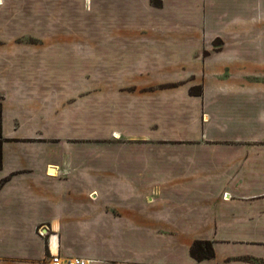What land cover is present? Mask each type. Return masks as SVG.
<instances>
[{"label":"crops","instance_id":"0c3cea01","mask_svg":"<svg viewBox=\"0 0 264 264\" xmlns=\"http://www.w3.org/2000/svg\"><path fill=\"white\" fill-rule=\"evenodd\" d=\"M0 107V264H264V0H0Z\"/></svg>","mask_w":264,"mask_h":264},{"label":"rangeland","instance_id":"374dc122","mask_svg":"<svg viewBox=\"0 0 264 264\" xmlns=\"http://www.w3.org/2000/svg\"><path fill=\"white\" fill-rule=\"evenodd\" d=\"M96 4L101 5V3H98L97 1H96ZM91 9H92V7H91ZM91 9L90 10L89 9H83L84 13H86L85 14L86 16L90 12H92V15L95 16L93 14V10H91ZM94 11L96 12V14H98L97 13L98 10H94ZM92 15L91 14L88 15V17H93ZM93 20L95 21V24H93L92 26H90V25L89 26H81V30L83 29L81 32L87 33L88 30L93 29V31L95 33L94 41H90V40L88 41L86 39H82V40H79L78 42L73 43V46L69 45L71 42H63L64 43V46H63L64 50H65V48H72L73 51H74L75 48L81 49V52L76 53V55L74 53L73 54L69 53L70 51H64L65 54L63 56V59L65 61H69V60L76 61V63L84 64V65H87L88 63L89 64L93 63L96 68L100 67L102 65V60H103V55H102L103 41L101 39V37H102L101 17L96 16V17H94ZM83 36H85V35H83ZM55 43L56 42H54V41H42V46H46L48 48V52H47L48 55H46L45 57H42V63H45L47 65H53L54 64L55 57H54V50L53 49H54V44ZM74 44H76L77 46H74ZM88 45H89V49L90 50L93 48L92 49L93 50L92 54H91V51H89V54L87 52ZM67 63H69V62H67ZM46 234L44 236H42V237H45Z\"/></svg>","mask_w":264,"mask_h":264},{"label":"trees","instance_id":"16d2710c","mask_svg":"<svg viewBox=\"0 0 264 264\" xmlns=\"http://www.w3.org/2000/svg\"><path fill=\"white\" fill-rule=\"evenodd\" d=\"M192 91L200 92V89L196 88V89H192ZM2 141L3 138L1 133V107H0V166L2 165V149H1ZM1 183L2 182L0 181V185ZM190 254L198 260L207 259L214 256V249L209 240H195L190 246Z\"/></svg>","mask_w":264,"mask_h":264},{"label":"built area","instance_id":"2783aa9c","mask_svg":"<svg viewBox=\"0 0 264 264\" xmlns=\"http://www.w3.org/2000/svg\"><path fill=\"white\" fill-rule=\"evenodd\" d=\"M226 194L224 196L226 197ZM49 227L47 225H40L36 227V234L44 236ZM43 264H88V260L82 257H70L60 255L59 253L49 255Z\"/></svg>","mask_w":264,"mask_h":264},{"label":"bare ground","instance_id":"6f19581e","mask_svg":"<svg viewBox=\"0 0 264 264\" xmlns=\"http://www.w3.org/2000/svg\"><path fill=\"white\" fill-rule=\"evenodd\" d=\"M54 171V169H51V172H53Z\"/></svg>","mask_w":264,"mask_h":264}]
</instances>
